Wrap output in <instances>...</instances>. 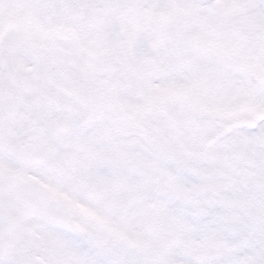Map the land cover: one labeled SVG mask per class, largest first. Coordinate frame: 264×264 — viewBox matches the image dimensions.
<instances>
[{
    "label": "snow or ice",
    "instance_id": "obj_1",
    "mask_svg": "<svg viewBox=\"0 0 264 264\" xmlns=\"http://www.w3.org/2000/svg\"><path fill=\"white\" fill-rule=\"evenodd\" d=\"M0 264H264V0H0Z\"/></svg>",
    "mask_w": 264,
    "mask_h": 264
}]
</instances>
